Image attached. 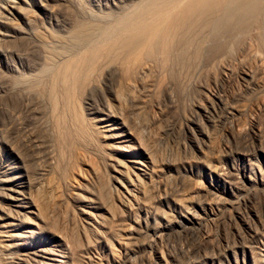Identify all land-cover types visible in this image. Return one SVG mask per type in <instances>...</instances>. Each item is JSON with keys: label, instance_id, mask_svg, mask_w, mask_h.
Masks as SVG:
<instances>
[{"label": "bare ground", "instance_id": "bare-ground-1", "mask_svg": "<svg viewBox=\"0 0 264 264\" xmlns=\"http://www.w3.org/2000/svg\"><path fill=\"white\" fill-rule=\"evenodd\" d=\"M197 1V3L194 2L195 4H189L192 13H184L174 20L169 19L168 25L162 27L151 26L146 16L148 13L150 17L154 15L167 18V14L172 9L169 8L171 0H138L136 4L138 6H135V10L128 14H121L122 9H117L118 3H116V9H83L76 1L78 8H81V19L71 27L61 26L56 30L35 27L33 23L36 21V16L29 9L23 8L17 0H8L6 4L4 3L5 6H0V25L4 27V30L0 28V48L8 47L23 35L29 38L38 54L34 64L27 63L31 71L37 73L22 75L23 72H19L14 79V91L12 90L13 93L10 94V101H21L18 108L14 106L15 103L10 106L7 102L9 95L0 91V113L8 114L9 119L4 122L0 119V145L6 141V145L17 157L14 163L3 165L0 169V256L2 255L3 258L11 256L8 257L11 259L10 264H70L68 259L75 254L78 241L88 251L96 250L97 246H105L114 254V245L110 239V236L114 234V227L118 226L117 228L122 232L120 234L124 233V236L128 235L130 239L138 231L136 226L140 223L138 212L147 213L145 209L148 204L144 203L147 187L155 184L154 175L158 170V163L145 140L146 137L142 133L137 134V120L128 119L124 116L125 114L123 115V101L129 99L132 105L142 104L143 100H139L140 96L136 94L140 91L142 84L147 85L149 92L161 90L166 92L167 96H171L170 93L178 83L183 86L181 80L178 83L175 82L177 75H161L163 78L159 83L157 82V85H154L152 81L151 73L156 68L155 58L160 54H170L173 49L183 52L192 48L195 56L225 57L224 59L234 56L236 52L244 63L254 59L259 60V53H264V0ZM214 4L219 5L214 6ZM199 8L204 10L205 14H195ZM151 11L152 13H149ZM15 15L25 21L28 29L17 24V20H14ZM124 23L128 26L127 28L140 32L152 43L141 49L136 48V54L122 61L120 59L118 66L110 67L112 64H106V68L105 61L97 62L103 55L98 54L94 48L101 40L105 39L104 42H106V39L116 38L118 35L116 31H121L120 29L125 26ZM87 49H90V52L84 56L81 63L78 61V65L81 66H78V69L75 68L76 76L79 74L81 78L77 79L74 76L71 86L62 92L66 95L68 107L66 108L73 136L79 140L78 143L82 144L74 147L66 157L67 150L64 151L65 149L60 145V140L63 138L61 135L65 133L63 129L66 128L61 129L63 124H58L61 121H54L52 117L56 111L55 108L58 110L60 104L56 102L58 105L53 104L55 108L48 107L44 100L47 90H45L46 82L48 83V79L52 78L56 69L58 70L57 67L60 68V64ZM211 49L215 51L211 53ZM187 52L189 54V50ZM193 52H191L192 55ZM222 60L219 61L221 64ZM73 61L76 60L73 58ZM185 62L180 58L175 65L178 64L183 68ZM69 64L68 67L73 63ZM213 64L207 65L213 66ZM101 66H105L107 72L105 77L107 76V81L111 82L109 96L97 89L99 86L93 85L94 75H90ZM185 66L188 67L187 64ZM198 67L201 73L204 72L202 68H206L205 65ZM208 68L209 72L213 69ZM132 69L136 70L138 75L137 73L131 75ZM56 72L57 75L60 73V71ZM100 72L103 71L100 69ZM200 72L198 75H183V77L180 75V77L187 83L189 78L197 81L217 79L216 75L208 72V69L207 73L210 75H202L203 73ZM180 77L178 76L179 79ZM64 79L63 84L69 81V78H66L68 79H65L66 81ZM189 82L192 81L189 80ZM55 84H51V86L54 85L53 89L56 88ZM42 85L45 87L42 89V92L45 90L43 96L36 90ZM52 88L50 87L51 90L49 89L48 92L56 91ZM55 100L57 101L58 98ZM63 112L65 115V111ZM243 113L245 110H242L241 114ZM35 114L39 115L41 121L38 125L39 131L36 130L26 138L22 136L18 141L17 133L23 125L22 116L31 118ZM70 131H67V135ZM69 136L72 137L71 134ZM132 143L134 144L131 145ZM36 144H41L45 148L46 165L38 173L39 178L34 177L32 168L30 169L28 165V155H34ZM64 147L66 148V145ZM18 160L23 163L22 167ZM214 169L219 170V167L216 166ZM45 187L49 194L47 198L42 196ZM84 192L88 194L86 198H84ZM68 197L84 199L91 210L98 209L102 212L101 215L96 216L92 211L83 209L81 210L83 218H79L75 211L65 208L64 212L62 209L65 202L70 204ZM105 199L109 204H100ZM62 211L65 214L64 218H61ZM189 219L193 222L199 220L194 215ZM36 238H43L42 244L30 248L28 243ZM123 245L125 246V242ZM89 257L91 262L95 261L92 255Z\"/></svg>", "mask_w": 264, "mask_h": 264}, {"label": "rangeland", "instance_id": "rangeland-1", "mask_svg": "<svg viewBox=\"0 0 264 264\" xmlns=\"http://www.w3.org/2000/svg\"><path fill=\"white\" fill-rule=\"evenodd\" d=\"M7 1L0 0V6H5ZM76 1L83 9H116V3H118L117 9H122L121 14H128L135 10V6H138L136 5L138 0H17L23 8L34 13L36 21L33 25L35 27L51 30H56L61 26L71 27L81 19V8H78ZM196 1L171 0L169 8L172 9L170 8L171 11L167 14L168 19L165 16L157 17L152 14L150 17L148 13L146 19L151 26L154 25L153 27L167 26V21L177 19L184 13H192L189 4L192 5ZM121 4L122 7H120ZM218 5L214 4V6ZM197 10L195 14H205L204 10L200 8ZM14 20H17L20 27L28 29L20 16L15 15ZM125 26L120 29L121 31H116L120 39L116 36L113 39H106V42H104L105 39L101 40L94 48L98 54L103 55L97 62L101 60L105 61L104 65L118 66L120 59L122 61L128 56H134L136 48L141 49L152 43L140 32ZM0 28L4 30L1 25ZM125 28H127L126 31ZM174 50L168 53L169 57L168 54H160L155 58V63H153L157 66L154 65L155 74L154 71L151 73L152 81L154 85H157L162 80V76L177 75L174 76L175 82L178 83L181 80L183 86L178 83L179 85L177 84L170 93L171 96H167L166 92H161V90L149 92L147 85L142 84L140 91L136 93L140 96L139 100H143L142 104L132 105L129 99L123 101V115L125 114L124 116L128 119L137 120V134L142 133L146 137L145 140L158 163V170L154 175L155 184L148 185L147 197L144 201L148 204L145 209L148 214L143 211L138 212L140 219V223L136 225L138 231L131 239L128 235V238L124 236V233L120 234L122 232L117 228L118 226L114 227V234L110 236L111 243L114 245V254L105 246H97L96 250L88 251L78 241L75 254L68 259L70 264H264V61H262L264 53H259V60L245 61L246 63L242 61V63L241 57H238L236 52L234 56L224 59L225 57L195 56L192 48L187 49L189 54L187 50L183 51L188 55H181L182 51L179 53ZM172 51L177 52V55L172 54ZM214 51L215 49H211V53ZM89 52L90 49H87L75 56L76 58L73 57L76 61H73V58L67 59L66 65L64 62L59 65L60 68L57 67L56 71L60 73L57 75L55 71L54 77L51 76L52 78L48 79L49 85L46 82L48 87L45 88L42 85L36 89L38 94L42 93V96L47 89L46 93L44 92V100L48 107L60 104H57L58 110L54 106L57 112L55 111L52 117L54 121H61L58 123L63 124L61 129L66 128L63 129L66 134L61 135L63 138L60 140L64 151L67 150L66 157L74 147L82 144L78 143L79 140L73 136L67 112L66 95L62 92L71 86L74 76L77 79L81 78L79 74L76 76L75 68L78 69L81 66L78 65V61L81 63ZM105 55L108 56V60ZM37 56L29 38L23 35L8 47L0 48V91L9 95H7L9 97L7 102L10 106L15 103L14 106L18 108L21 104L19 100L10 101L17 73L18 75L19 72H23L22 75L36 74L37 72L31 71L27 63L34 64ZM180 58L184 62L187 60L189 64L185 62V65L187 64L188 67L184 65L185 68L184 66L181 68L182 66L175 65ZM214 59L217 60V64L213 61ZM220 60L223 61L222 64ZM67 63L73 64H69L68 67ZM208 63L213 66H208ZM201 65L206 67L202 68L205 72H202L203 74L198 67ZM64 66L65 68L67 66L66 70ZM208 67L213 69L209 72ZM106 68L105 66L98 67L90 75H94L93 85L99 86L97 89L109 96L111 82L107 81V76L105 77ZM216 68L224 71L219 70V72ZM207 69L211 75H216V80L204 78L206 80L197 81L189 78L188 84L182 78L183 75H198L199 72L202 75H210ZM98 72H100L99 75ZM136 73L135 70L130 74L135 75ZM63 77L69 78L70 82L68 83L66 81L68 79L65 80ZM63 79L66 81L64 84ZM189 80L192 82L190 83ZM50 83L55 84L56 91L52 88L54 85L51 86ZM49 86L55 94L52 91L48 92L51 90ZM46 96L49 100L51 98V104ZM52 96H57L55 98L58 100L56 101ZM61 105L64 110H61L63 109ZM242 110H245V113L241 114ZM0 115H2L0 119L3 122L9 120L8 114L0 113ZM35 115L31 118L22 116L23 125L17 133L18 141L22 136L26 138L36 130L39 131L38 125L41 121L39 115ZM69 130L71 131L67 135ZM69 139L72 140L69 141ZM36 145L34 155H28V165L30 169L32 168L31 172L35 175L34 177L39 178L38 173L46 165L45 148L41 144ZM15 158H17L15 153L6 145V141L3 142L0 145V169L3 165L14 163ZM18 162L22 167L23 163L19 160ZM216 166L219 170L214 169ZM46 190L45 187L42 196L47 198L49 194ZM83 194L84 198L88 196L87 192ZM69 200L70 204L65 202L61 209L64 211L67 208L69 211H75L79 218H83L81 213L83 209L92 211L96 216L102 213L98 209L91 210L84 199L70 197ZM100 204L109 203L105 199ZM64 212L61 218H64ZM191 214L199 218L198 222L190 221ZM42 239H32L28 243L29 247L42 244ZM89 254L95 261L91 262ZM8 257L3 258L1 255L0 264H10L11 259Z\"/></svg>", "mask_w": 264, "mask_h": 264}]
</instances>
